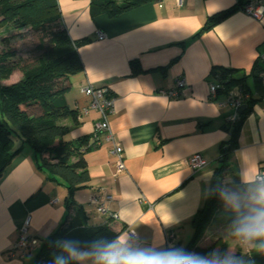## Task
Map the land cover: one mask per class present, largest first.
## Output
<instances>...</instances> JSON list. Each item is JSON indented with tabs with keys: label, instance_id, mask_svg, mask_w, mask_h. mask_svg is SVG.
<instances>
[{
	"label": "crops",
	"instance_id": "0c3cea01",
	"mask_svg": "<svg viewBox=\"0 0 264 264\" xmlns=\"http://www.w3.org/2000/svg\"><path fill=\"white\" fill-rule=\"evenodd\" d=\"M90 1L57 0L69 37L87 39L78 48L83 70L70 77L65 93L69 107L78 108L79 124L64 139L94 133L98 113L89 109L81 114L89 102L81 87L107 88L113 99L109 126L123 150L125 170L116 172L109 143L93 145L85 153L88 186L75 192L74 201L84 208L90 225L109 223L120 233L123 228L132 230L136 246L162 250L167 236L172 243H185L192 234L190 220L221 162L222 142L230 136L223 126L235 114L227 93L211 95L210 70L225 66L249 73L264 55V8L254 18L238 7L199 32L208 18L231 9L238 0H156L115 18L92 16ZM97 31L104 38L99 39ZM135 64L137 72L132 69ZM20 76L13 74L5 83ZM179 77L186 81L180 96L157 93L174 88ZM246 81L253 89L252 78ZM233 91L243 94L239 87ZM64 123L70 124V119ZM237 143L229 161L243 182L245 172L259 173L264 165V100L245 116ZM194 154L206 162L196 171L188 162ZM93 193L117 214L116 219L107 222L97 213L89 201ZM65 195V185L38 169L35 153L24 145L0 177V264L30 262L26 259L37 246L23 258L8 254L19 228L28 220V232L39 243L64 220Z\"/></svg>",
	"mask_w": 264,
	"mask_h": 264
},
{
	"label": "trees",
	"instance_id": "16d2710c",
	"mask_svg": "<svg viewBox=\"0 0 264 264\" xmlns=\"http://www.w3.org/2000/svg\"><path fill=\"white\" fill-rule=\"evenodd\" d=\"M151 1L156 0H91L90 13L92 16L105 14L108 18H115ZM251 1L238 0L231 9L208 18L199 32ZM28 31L37 34L36 49L40 52L25 59L14 49L13 42L24 40ZM0 34H4L0 41V177L12 158L26 145L35 153L38 169L49 179L65 185V218L52 233L37 242L28 263L54 264L55 257L63 254L60 242L65 239L78 241L77 246L87 250L94 243L109 241L120 233L109 223L90 225L84 208L74 201L75 192L86 188L90 180L85 153L93 146L94 140L93 134L64 139L71 127L79 124L80 117L78 108L67 104L65 93L70 88V77L83 70L78 48L87 39L73 40L69 37L57 0H0ZM132 69L133 72L139 70L136 64ZM16 72L21 76L5 83ZM210 76L218 85L216 93H228L239 87L243 94L248 95L244 100L246 107L237 120L223 126L230 136L222 142L221 162L213 171L205 200L190 220V238L185 243H172L167 236L165 248L225 253L229 245L221 236L207 245L199 244V239L218 213L225 216L232 229L237 212L231 203L225 202V197H235L243 208L255 187L241 182L229 156L238 145V133L245 116L256 102L264 100V61L257 58L249 73L232 67L212 66ZM249 76L253 80V89L247 85ZM65 119H70V124L64 123ZM260 171H264V165ZM235 254L238 256L239 252ZM245 264H264V254L247 252Z\"/></svg>",
	"mask_w": 264,
	"mask_h": 264
},
{
	"label": "clouds",
	"instance_id": "9594fccd",
	"mask_svg": "<svg viewBox=\"0 0 264 264\" xmlns=\"http://www.w3.org/2000/svg\"><path fill=\"white\" fill-rule=\"evenodd\" d=\"M242 180L255 187L243 208L235 197H225V202L231 203L237 212L232 234L242 253L264 254V179L259 177L257 171L245 172ZM133 239V236L122 231L109 241L94 243L87 250L78 247V241L65 239L60 242L63 254L55 257L54 264H80L87 259H91L92 264H245L233 251L220 253L209 250L199 253L181 248L157 250L136 246Z\"/></svg>",
	"mask_w": 264,
	"mask_h": 264
},
{
	"label": "built area",
	"instance_id": "2783aa9c",
	"mask_svg": "<svg viewBox=\"0 0 264 264\" xmlns=\"http://www.w3.org/2000/svg\"><path fill=\"white\" fill-rule=\"evenodd\" d=\"M262 5L261 1H251L242 7V10L254 18L261 16ZM97 37L99 39L104 38V34L97 31ZM264 61V55L261 56ZM186 86V81L183 77L176 79L174 88L170 89H158L157 93L165 95L167 97H178L182 94L183 88ZM217 84L211 82L209 84V90L212 96L216 93ZM81 92L89 98L88 106L81 109V114H86L89 109L95 110L98 113V118L94 122V133H93V145H99L100 143L107 142L110 144V153L114 157V165L116 172L125 170V164L123 160V150L121 146L116 142L109 126L108 115L112 112V96L109 95V91L104 87H95L91 84H86L81 87ZM228 102L233 105L235 110L244 104V100L248 98L247 94H235L233 90L228 93ZM188 162L194 171L202 168L206 165L205 160L199 155L194 154L189 157ZM261 179H264V171L258 173ZM89 201L95 205L96 211L99 215L106 218L116 219L117 214L111 211L106 205L105 201L93 193L89 197ZM128 234L134 237V232L128 230ZM38 239L28 232V220H26L19 228V235L16 242L13 244L11 249L8 251L10 257L17 256L23 258L31 252H33L37 245Z\"/></svg>",
	"mask_w": 264,
	"mask_h": 264
},
{
	"label": "rangeland",
	"instance_id": "374dc122",
	"mask_svg": "<svg viewBox=\"0 0 264 264\" xmlns=\"http://www.w3.org/2000/svg\"><path fill=\"white\" fill-rule=\"evenodd\" d=\"M2 30V29H1ZM27 37L24 40H16L13 42L14 49H16L17 53L22 57L32 58L35 55L39 54L40 51L36 49L38 45L37 34L28 31L26 33ZM4 37V34H0V41ZM20 73H14V76L19 75ZM9 80V79H8ZM7 81V80H6ZM226 210V209H222ZM222 237L223 240L228 242L229 247L226 252L233 251L239 252V255L244 261H246L247 252L242 253L241 249L238 247V241L233 237L232 229L227 225V221L225 216L221 213L216 215L214 221H212L204 230L203 234L199 239V244L207 245L210 244L216 237ZM189 239V236L186 237L185 241ZM32 259V255H28L26 261L29 262Z\"/></svg>",
	"mask_w": 264,
	"mask_h": 264
},
{
	"label": "water",
	"instance_id": "95a60500",
	"mask_svg": "<svg viewBox=\"0 0 264 264\" xmlns=\"http://www.w3.org/2000/svg\"><path fill=\"white\" fill-rule=\"evenodd\" d=\"M246 107V105L245 104H242L239 108H237L236 110H235V114H234V120H237L238 119V117H239V114L241 113V111L244 109Z\"/></svg>",
	"mask_w": 264,
	"mask_h": 264
}]
</instances>
